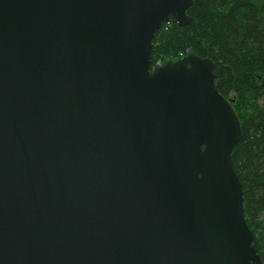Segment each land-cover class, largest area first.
<instances>
[{
	"label": "water",
	"instance_id": "water-1",
	"mask_svg": "<svg viewBox=\"0 0 264 264\" xmlns=\"http://www.w3.org/2000/svg\"><path fill=\"white\" fill-rule=\"evenodd\" d=\"M193 0H0V264H263L216 64L157 62Z\"/></svg>",
	"mask_w": 264,
	"mask_h": 264
},
{
	"label": "trees",
	"instance_id": "trees-1",
	"mask_svg": "<svg viewBox=\"0 0 264 264\" xmlns=\"http://www.w3.org/2000/svg\"><path fill=\"white\" fill-rule=\"evenodd\" d=\"M190 23H164L153 41V67L192 50L216 64L219 92L234 99L243 130L232 159L244 213L264 264V0H193Z\"/></svg>",
	"mask_w": 264,
	"mask_h": 264
},
{
	"label": "rangeland",
	"instance_id": "rangeland-1",
	"mask_svg": "<svg viewBox=\"0 0 264 264\" xmlns=\"http://www.w3.org/2000/svg\"><path fill=\"white\" fill-rule=\"evenodd\" d=\"M183 57H185V56H183ZM183 57H181L180 59H182ZM180 59H178V60H180ZM173 61V60H172ZM176 61V60H175Z\"/></svg>",
	"mask_w": 264,
	"mask_h": 264
}]
</instances>
